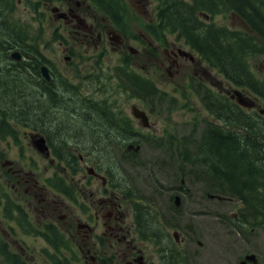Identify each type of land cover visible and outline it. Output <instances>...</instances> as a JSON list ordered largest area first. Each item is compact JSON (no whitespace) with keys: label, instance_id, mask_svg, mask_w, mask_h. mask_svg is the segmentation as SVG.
I'll return each mask as SVG.
<instances>
[{"label":"flooded vegetation","instance_id":"1","mask_svg":"<svg viewBox=\"0 0 264 264\" xmlns=\"http://www.w3.org/2000/svg\"><path fill=\"white\" fill-rule=\"evenodd\" d=\"M171 3L190 6L195 0H0V101L4 95L11 96L10 103L22 99L33 116L42 108L45 115L43 122L24 119L21 110L10 113L0 107V244L21 264H192L190 260H196L191 247L204 244L200 247L197 240L181 238L174 226L171 236L161 222L147 226L148 212L154 210L147 207L146 198L133 195L131 189L122 191L128 184L116 167L104 163L94 149L80 145L93 144L86 133L116 131L113 115L134 119L140 140L146 136L142 131L157 135L162 130L158 128L162 105L186 110L191 125L187 142H166L160 149L175 152L172 159L158 160V170L164 167L167 176L169 171L178 175L180 186L172 190L185 197L189 182L203 196L195 198L197 205H204L202 212L218 211L212 216L231 235L240 236L243 244L264 231V58L260 57L264 52H255L264 42L257 24H252L264 20L258 14L264 0L245 1L247 12L255 14L230 13L238 22V30H232L246 41L238 64L243 75L236 74L235 79L222 58L219 65L205 61L185 44L182 30H172V21L165 20L169 18L165 5ZM205 9L196 12L200 29L227 28L214 22L219 15ZM187 63L194 66L188 73ZM138 79L142 93L132 96ZM147 83L157 94H147ZM162 88H170L176 100ZM124 101L135 102L127 107ZM86 103L90 109L83 106ZM134 107L146 114L148 127L134 116ZM196 112L203 118H197ZM93 122L106 125L87 127ZM119 125L124 134L130 133L127 125ZM199 126L202 131L196 140ZM68 128L73 134L61 137ZM22 131L28 142L21 138ZM128 140L115 142L126 145L125 152L131 154ZM228 144L240 158L229 159L226 151L216 157L217 150ZM240 176L252 183L249 194L231 181ZM255 193L262 204L253 203L250 195ZM177 197L181 203L180 196L170 197L175 213L181 205L176 204ZM128 211L134 222L128 221ZM252 255L256 260L249 259ZM245 262L258 264L259 258L247 250L238 264Z\"/></svg>","mask_w":264,"mask_h":264},{"label":"rangeland","instance_id":"2","mask_svg":"<svg viewBox=\"0 0 264 264\" xmlns=\"http://www.w3.org/2000/svg\"><path fill=\"white\" fill-rule=\"evenodd\" d=\"M157 6H159V4H156L155 7ZM18 10L19 8H17V12ZM230 19L232 20L230 14H228L226 17L219 15V17L214 19V22L229 29L238 30L236 26L238 22H235V20L231 21ZM175 22L178 24L181 23L177 20H175ZM33 24L34 23L31 22L29 24V27L33 28ZM57 48L58 47L55 46L56 50ZM215 56L218 57V59L211 57L213 59V62H211V64L216 63L221 59V57L217 55V53ZM260 57L264 58V55L260 54ZM240 60V56H237V64L240 62ZM186 66L187 69L185 70V72L187 71V73L188 70L194 68L191 63H187ZM160 74L161 72L158 71L157 75L154 76V79L156 80V77L160 76ZM153 75H155L154 70ZM161 90L170 91L169 99L173 96L170 88H162ZM119 97L122 101L124 94H120ZM172 98L173 100H176L175 97ZM10 99L11 96H8V98L4 101V105H6V101L9 102ZM134 102L135 101H132L129 104H132ZM124 103L125 106L128 104L126 103V101H124ZM89 104L90 103H86L83 106H86L87 109H90L91 106ZM129 104L127 105V107H129ZM0 106L2 105L0 104ZM171 106L162 105V108L160 109L162 112L161 116L163 118H160L161 120L158 128L162 130L159 131L157 135L150 136L146 131H142L144 134H146V136H143L145 139L141 140V150L137 153L133 150H130L132 151L131 153L136 154L132 158L116 157L118 160H120V162H118L117 159L113 158L110 154L111 151L114 152L117 156H121L122 152H125V147H121L118 144L111 143V141L113 140L127 139L126 134H124V132L122 131H113L111 134L92 131L89 134L86 133V135L90 137V140L93 144L82 142L80 145L83 144L85 147L94 149L102 158V161L104 163H108V165L114 168L116 167V169L119 171V177L125 180L128 184V187L122 188V191L128 192L131 189L133 195L137 194L139 195V197L142 196L146 198L147 203L145 202V204L147 205V207L159 212L160 217L157 216L154 211H151L154 213V217L152 218V220L156 221V223H163L166 232L170 234V236L172 234V228L174 226L181 233V238L185 237L190 240H197L199 241L200 247L204 244L203 248H199L197 244L191 247L196 251L197 255L196 260H190L192 264H238L242 254L247 250L253 251V253L258 256V264H264L263 230L257 232L256 238L245 239L247 244H243L240 236H237V234H234V236L231 235L221 226L219 220L212 216V214L217 213L218 211L212 210V213L208 214L202 212L204 205H197L195 203V198L198 197L202 199L203 196L202 194H197L195 192L196 190L191 187L189 182L186 184V186L187 188L190 187V189L187 190V196L183 197L177 191L172 190V188L180 186L177 173L175 172L176 174L174 175L172 171H169L170 173L167 176L162 171L166 170V168L161 167V171L158 170V166L161 164L160 162H158V160L167 158L172 159L175 157V152H173L172 150H160L164 147L166 142L173 141L174 145L177 141H179L180 143L187 142L191 137V125L187 122L188 112L186 110L183 111L177 105L173 108ZM195 115L197 118H203V116L198 112H196ZM176 116H178L179 118L178 121ZM103 125L106 124L101 122H93L88 123L87 127L102 128ZM20 126L22 128L27 127L23 123H20ZM23 131L20 133V136L25 142H28V137L24 135ZM201 131L202 127L199 126L195 134L196 140L200 138L199 135ZM73 137L77 136L74 135ZM155 137H160L158 142L154 139ZM69 141L71 140H68V142ZM155 142H157V147H155ZM148 143H150L154 148ZM130 145H133L135 147L137 146L133 143H129L127 145V148ZM63 153H65V151H63ZM129 155L132 156V154ZM159 194H161V196ZM175 194L181 197V205L179 206L178 213H175L173 211L172 204L170 202V197H175ZM150 200L155 201V204L151 205ZM204 209L208 211L211 208L210 206H207ZM199 212H202V215H200ZM127 213H129L128 221L134 222L133 213H131L130 211H128ZM189 245V243L186 244V246Z\"/></svg>","mask_w":264,"mask_h":264},{"label":"trees","instance_id":"3","mask_svg":"<svg viewBox=\"0 0 264 264\" xmlns=\"http://www.w3.org/2000/svg\"><path fill=\"white\" fill-rule=\"evenodd\" d=\"M173 1V0H172ZM205 1H207L210 6H207L205 4ZM246 0H195L194 5H182L179 6L177 4L171 3L165 5V14L168 16H171L169 18H166L165 20H171L170 22L171 26H175L172 28V30L178 28L183 33V40L187 46H189L191 49L197 50L199 54L201 55L202 59L205 61L213 62V58L218 59L216 57L219 55L223 62L227 64V70L228 75L232 77L233 79L236 78V74L239 76L243 75V71L239 69V63L237 64V56H242V49L245 47V40H243L244 36L242 37V34L239 33L236 30H232L229 28H217L214 27V25L210 27H203V29H200L198 25H196V12L197 11H206V7H209L208 12L212 15H228L230 13H234L237 15H246V14H255L251 11L247 12L249 10V6L245 3ZM176 3V2H175ZM259 15H264V6H259ZM163 16V13H161ZM175 20L178 22H181L180 24L176 23ZM257 22H252L253 25L257 24L258 26V32H260L259 39L264 42V20L257 19L254 20ZM216 26V25H215ZM241 36V37H240ZM245 39V38H244ZM202 47V48H201ZM259 51V53L264 52V44H260L258 48H256L255 52ZM245 53V52H244ZM248 54V52H246ZM218 65L220 64V60L216 62ZM140 79L137 80L136 83L132 85L131 89V95H137L139 96L142 93V87L140 84ZM147 94H149L151 97L154 96L153 94H157L156 89L153 88V86L150 83H147ZM117 100H118V95ZM5 97V98H4ZM3 99L0 101V106L2 109L7 110L10 113L17 112V109L21 110V113L24 115L23 117L26 119H33L36 118L37 120L40 119L42 121V117L45 115H42L43 108L41 109V113H38L36 116H33L31 108L26 106V102L22 101V99H19L14 102H7L6 105H4V101L6 100V96L4 95ZM101 105H104L105 103H100ZM10 105V106H9ZM102 110L99 105V110ZM112 125L115 127L116 131H121V126L119 124H125L127 125V128H130V133L126 134V138L129 139L128 141L133 143L134 145H138L141 143L140 140V134H136L133 129L134 125V119L125 118L121 115H113L112 116ZM61 135V137H64L68 134H71V130L68 128L64 131ZM86 135V134H85ZM125 139V140H127ZM114 143L117 144L114 140ZM122 147L126 148V145H123ZM226 151L227 157L229 159L237 160L240 158L239 151L237 149H234L230 144L226 145L224 148H219L217 150L216 157H221V152ZM125 156L129 155L127 152H122ZM131 153V152H130ZM132 156H135L136 154L131 153ZM259 155H261V152H259ZM117 159L116 157H113ZM236 188L242 189L245 191L246 194H249L248 192L251 191L252 183L246 179L243 178V176L236 177L235 180H231ZM250 198H253V203H258V200L260 201V198L257 193L254 195H250ZM260 207V206H259ZM148 217H146L145 222L149 223L147 226H151L155 221L152 220L153 217H151V212H148ZM149 231H152L149 229ZM0 257H2L3 264H21L18 258L15 255H11L8 250L7 246L4 244H0ZM1 264V262H0Z\"/></svg>","mask_w":264,"mask_h":264},{"label":"water","instance_id":"4","mask_svg":"<svg viewBox=\"0 0 264 264\" xmlns=\"http://www.w3.org/2000/svg\"><path fill=\"white\" fill-rule=\"evenodd\" d=\"M44 72H45V74H46V70L44 69ZM133 113H134V116L137 118V119H140L141 120V124H142V126H144V127H148L149 126V123H148V117L146 116V114L143 112V111H141L139 108H137V107H134L133 108ZM128 150H133L134 152H139L140 150H141V146L140 145H137L136 147L135 146H133V145H130L129 147H128ZM176 204L179 206L180 205V198L179 197H177L176 198ZM249 259H253V260H256V256H254V255H252V256H250L249 257ZM245 264H247L246 262H245Z\"/></svg>","mask_w":264,"mask_h":264}]
</instances>
